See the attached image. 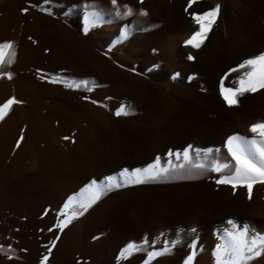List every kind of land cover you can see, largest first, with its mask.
<instances>
[{
	"label": "bare ground",
	"instance_id": "6f19581e",
	"mask_svg": "<svg viewBox=\"0 0 264 264\" xmlns=\"http://www.w3.org/2000/svg\"><path fill=\"white\" fill-rule=\"evenodd\" d=\"M83 2L0 0V42L14 41L17 54L13 65L0 67L14 73L12 80L0 78V104L13 96L23 101L0 122V245L13 249L0 252V264H41L53 241L47 264H146L149 252L166 245L170 254L149 264H185L193 242L192 264H215L213 251L229 220L264 235V185L254 186L249 200L246 189L217 185L216 173L191 165L162 182L109 191L60 231L59 221L83 211L89 193L81 190L93 179L145 168L158 156L166 162L170 150L189 145L230 160L227 138H251L250 126L264 121V90L245 94L234 107L220 92L222 80L238 86L250 70L225 79L231 69L264 52V0H199L189 12L187 0H118L149 15L116 19L87 34ZM98 3L113 11L110 0ZM217 3L220 15L204 45L185 47L198 28L189 13ZM126 24L131 35L112 47ZM56 76L98 87L50 83ZM122 105L132 114L117 117ZM129 244L141 250L121 257Z\"/></svg>",
	"mask_w": 264,
	"mask_h": 264
},
{
	"label": "snow or ice",
	"instance_id": "6c2138e0",
	"mask_svg": "<svg viewBox=\"0 0 264 264\" xmlns=\"http://www.w3.org/2000/svg\"><path fill=\"white\" fill-rule=\"evenodd\" d=\"M144 0H139V3L143 4ZM199 0H187V6L185 12H189ZM112 12L104 10L98 3V0H84L80 7L83 9L84 28L83 31L87 34L90 30L102 26L104 23H113L116 19L124 20L134 15L140 17H147L149 13L140 8L137 11L129 4H123L121 6L118 0H110ZM47 11V9H42ZM24 13L28 12L27 8L21 10ZM221 11V5L219 3L210 7L207 10L197 12H190V16L193 22L198 25L192 35L183 41L185 47H191L199 50L208 39V35L219 18ZM155 27V25L153 26ZM134 29L130 25H124L120 30L118 39L113 43L112 47L116 44L122 43L127 40ZM150 29H145L148 31ZM16 45L14 41L0 42V67H3L6 63L11 66L15 63L16 59ZM111 50V49H109ZM10 53V58L9 57ZM189 61L196 59L195 56L189 54L187 56ZM158 67V65H154ZM243 69H250L244 71L237 81L238 86L225 87L224 81L220 83V92L229 107L239 105V98L245 94H255L264 90V52H261L255 56L245 59L236 68L230 70L225 75V79L231 72H238ZM152 69H149L151 71ZM14 73L11 71L0 72V78L13 79ZM177 76L179 73L176 74ZM43 78V77H42ZM175 79V77H173ZM194 77H189L193 79ZM50 83H63L66 87L79 89L81 87L86 88L88 91H92L98 85L94 81L89 80H67L62 77H53ZM91 85V86H90ZM23 101L17 99L15 96L7 99L3 104H0V122L4 121L6 117L12 111L14 105L21 104ZM96 103V101H93ZM131 107L129 105H122L116 110L115 115L129 116L131 115ZM249 131L253 133L251 138L231 135L225 142L228 156L230 160H221L214 154L212 149H207L201 152L199 149H193L191 145L186 147L182 152L169 151L167 153V161L162 162L161 157H156L155 162L148 165L145 168H136L132 171L125 168L116 175H110L105 177L102 181L93 179L88 183L84 189L81 190V194L89 193V195L80 203V207L83 211L73 212L71 216H67L66 220H61L57 224L60 231L72 222L73 219L82 216L84 212H87L93 204L99 201L104 195L113 189L121 187H127L130 185H140L151 182H162L170 177V174L185 169L186 165H191L192 168L201 169L209 172H214L218 175L215 180L217 185H229L235 191L238 188H244L247 190L248 199L253 198V189L257 184L264 185V121L253 123L250 126ZM259 137V138H257ZM69 139V137H64ZM24 140V134L21 132L19 139L17 140L16 147L19 148L21 142ZM220 150L216 149L218 153ZM203 156V160L200 157ZM173 158L177 163L173 162ZM183 162H179V161ZM234 162V163H233ZM75 197H71L69 202L64 205V208H68L69 203L75 200ZM61 215H64L63 210ZM228 224L231 228L225 229L219 236V243L216 244L213 251L215 258V264H250L251 261L264 255V235L253 232L247 225H239L233 220H229ZM51 231V229H50ZM195 231V229H193ZM59 239V237H57ZM178 243V241H177ZM55 247V241L52 242L51 247L48 248V255L43 256L41 264H47L52 252V248ZM175 247V244H172ZM193 249L192 253L187 257L185 264H192L196 252V243L191 245ZM141 249L134 244H129L121 252V257L127 258L136 251ZM11 246L9 245L7 251L4 246L0 245V252H11ZM171 251V247L165 246L162 251H153L148 253V260L146 264L157 256L168 254ZM11 255L8 259H12Z\"/></svg>",
	"mask_w": 264,
	"mask_h": 264
},
{
	"label": "rangeland",
	"instance_id": "374dc122",
	"mask_svg": "<svg viewBox=\"0 0 264 264\" xmlns=\"http://www.w3.org/2000/svg\"><path fill=\"white\" fill-rule=\"evenodd\" d=\"M170 254V253H168ZM168 254L161 255L160 257H166ZM176 254L177 257L180 259L184 253H173ZM250 264H264V255H261L260 257L256 258L255 260L251 261Z\"/></svg>",
	"mask_w": 264,
	"mask_h": 264
}]
</instances>
